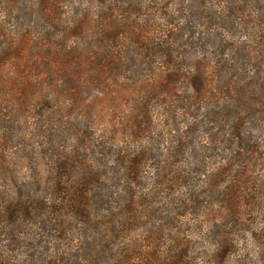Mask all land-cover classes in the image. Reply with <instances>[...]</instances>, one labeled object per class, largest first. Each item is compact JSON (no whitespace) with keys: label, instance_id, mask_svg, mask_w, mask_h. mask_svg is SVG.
I'll return each instance as SVG.
<instances>
[{"label":"trees","instance_id":"16d2710c","mask_svg":"<svg viewBox=\"0 0 264 264\" xmlns=\"http://www.w3.org/2000/svg\"><path fill=\"white\" fill-rule=\"evenodd\" d=\"M132 1L0 0V264H201L183 238L161 253L149 245L157 233H140L181 179L180 160L154 162L151 148L179 153L204 126V145H225L228 164L264 172V32L254 48L211 37L210 65L191 22L205 0L177 16L175 0ZM123 101L132 113L122 139ZM200 197L190 194L192 208Z\"/></svg>","mask_w":264,"mask_h":264},{"label":"rangeland","instance_id":"374dc122","mask_svg":"<svg viewBox=\"0 0 264 264\" xmlns=\"http://www.w3.org/2000/svg\"><path fill=\"white\" fill-rule=\"evenodd\" d=\"M129 2L134 1L129 0ZM190 2L191 0L171 1L170 12L176 14L180 9L190 12ZM226 2H230V8L233 5L239 8L233 14H229L226 9L229 5ZM226 2L205 0L208 9L204 14L199 15V18L191 20L196 37L209 42L205 49L198 51L197 57L204 56L210 65L216 64L215 53L219 51V40L216 37L215 42L211 37L219 36L233 43L235 41L241 43V46L245 43L247 47L254 48L260 42L257 36L264 32V0H226ZM185 23L188 24L183 20V24ZM207 26H211L212 29L205 33ZM232 47L236 45L233 44ZM231 52L230 58H235L236 51ZM196 58H193V61ZM245 59L249 65L258 61L250 51ZM233 61L237 66L241 65L238 64V60L233 59ZM135 69L144 72L142 67L137 66ZM121 112L119 121L122 123L116 126V130L117 133L119 132L118 135L123 132L120 135L123 139L125 134L130 133L128 127L125 130L124 126H128L130 120L131 103L123 101ZM155 114L161 116L159 112ZM105 128L107 131L111 130L109 125H105ZM156 128L161 130L165 127L159 124ZM205 131L206 127L200 126L179 153H176L175 143H169L168 150L166 148L163 153H159L155 146L151 148L148 157L154 162L180 160L172 168L176 173L181 174V179L172 177V180L176 181L173 185L177 183L178 186L173 187L171 191L161 193L160 204L163 206H160L161 211L154 213L155 223L152 220L150 227H143L140 233H157L156 241H151L149 245L157 249L162 245L165 246L161 249V253L169 249L177 250L176 238H183L186 245L189 243L192 261L197 259L201 264H264V193L259 194V199L256 194L253 198L251 193V185L254 186L252 182L255 178L261 180L264 191V172L248 175L242 166L236 165L237 163L228 164L232 158L231 152L225 148V145L221 146L220 150L216 144L204 145L205 142H209ZM227 146L229 147L228 144ZM168 152H172L173 157H169ZM245 177L251 179L248 189ZM190 194H201L200 199L203 202L194 204L192 208V203L189 202ZM153 208L160 209L154 204L150 209ZM179 213L182 216L178 218ZM164 219H169L170 223ZM157 225L161 226V230ZM153 226L157 228L152 229ZM228 241L232 242L229 244L232 245L229 253L224 259H215L216 251L221 250ZM174 253L176 251L172 254Z\"/></svg>","mask_w":264,"mask_h":264}]
</instances>
